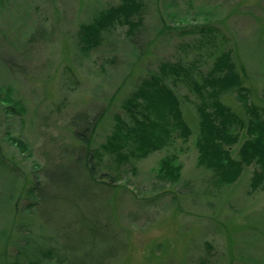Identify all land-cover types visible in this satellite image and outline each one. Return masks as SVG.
<instances>
[{
  "label": "rangeland",
  "instance_id": "rangeland-1",
  "mask_svg": "<svg viewBox=\"0 0 264 264\" xmlns=\"http://www.w3.org/2000/svg\"><path fill=\"white\" fill-rule=\"evenodd\" d=\"M142 1L146 11L137 36L126 37L128 25L106 34L108 49L118 53L110 67L107 48L88 54L79 50L78 32L120 0H0V84L15 87L14 97L25 108V114L6 117L0 103V147L18 169L13 171L0 153V264L16 259L22 224L39 228L32 242L59 235L61 246H69L62 264H264V188L250 191L255 166L219 191L209 183L212 175L197 165V97L186 84L175 90L193 129L188 143L178 140L132 160L136 173L126 172L114 194L90 182L72 163L64 169L48 167L36 212H20L30 202L27 190L43 181L38 169L45 166L46 154L57 148L70 151V144L62 143L73 142L70 117L88 111L95 118L103 112L93 141L99 146L111 133L115 116L123 113L124 100L160 61L192 67L199 79L216 56L230 50L251 102L264 108V0ZM206 24L213 33L180 32L184 26ZM237 96L225 93L222 101L246 120ZM8 133L29 144L32 158L8 142ZM244 139L245 131L235 158ZM165 157H175L182 166L179 182L160 178Z\"/></svg>",
  "mask_w": 264,
  "mask_h": 264
},
{
  "label": "trees",
  "instance_id": "trees-1",
  "mask_svg": "<svg viewBox=\"0 0 264 264\" xmlns=\"http://www.w3.org/2000/svg\"><path fill=\"white\" fill-rule=\"evenodd\" d=\"M145 8L142 0H120L119 5L100 11L93 22L80 27L79 50L83 54H88L91 50L105 47L109 55L106 63L110 67L113 66L118 60V53L108 49L111 40L105 39L106 34L111 35L116 26L128 25L126 37L137 36V28L142 25L141 16L146 11ZM180 32L184 35H207L213 33L214 29L210 28V24H206L200 29L184 26L180 28ZM104 67L105 64L102 67L103 72ZM180 83L186 84L197 97V102L194 103L198 117L197 165L198 168L210 172L212 177L209 183L219 191L224 186L236 184L248 167L255 166L250 191L263 189L264 108L251 102L233 63L232 51L229 50L216 56L212 68L208 73L201 74L199 79L193 74L192 67L160 61L157 70L141 78L134 91L124 100L121 106L123 113L115 116L111 133L99 146L95 147L93 141L103 112L95 118L91 117L88 111L73 114L68 122L69 127L73 125L71 127L73 142L62 141L70 144V151H61L57 148L56 152L46 154L45 166L39 165L38 169L40 179L43 181L36 180L27 190V200L30 202L20 207V212L26 214L36 212L42 198L41 192L47 183L48 167L53 169L61 165L58 169H64L65 167H62L64 164L72 163L73 168L80 169L90 182L109 194H114L123 186L126 172L136 173L135 167L131 164L132 160L145 159L156 151L174 146L178 140H182L184 144L188 143L193 135V129L185 118L182 101L175 90ZM232 91L238 94L246 120L222 101L223 95ZM15 95V87L0 84V103L3 104L6 117L25 114L23 100L16 99ZM243 131L246 139L238 151V157L235 158L234 148L240 143ZM6 136L8 142L22 155L32 158L31 148L26 141L12 137L9 133ZM0 153L12 165L11 169L18 172L1 147ZM176 164L175 157H165L160 163V178L172 183L179 182L182 177V166ZM126 165L132 166L127 168ZM67 177L64 182L69 184L72 179ZM189 184L186 183L185 187ZM202 187L203 192H210L208 188ZM193 188L194 191H198L195 186ZM162 194L167 195L170 200L177 199L174 193L172 197L166 192ZM20 197L21 195H17L13 208ZM55 198L59 197L51 196V199ZM84 225L92 227L89 223ZM38 230V227H27L25 224L18 227V232L23 237L20 236L18 250L16 254L14 253L17 257L16 259L13 257L10 264H62L63 259H66L65 248L69 246H61L59 235H44L32 242L31 237ZM29 234L31 236L28 237ZM24 247L29 248L30 250H26L30 252L27 253Z\"/></svg>",
  "mask_w": 264,
  "mask_h": 264
}]
</instances>
